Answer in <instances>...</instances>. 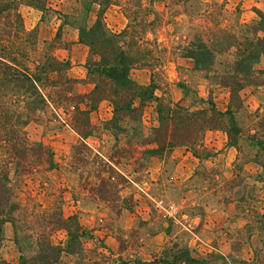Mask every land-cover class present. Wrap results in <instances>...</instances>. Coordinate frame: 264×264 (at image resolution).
I'll list each match as a JSON object with an SVG mask.
<instances>
[{"label":"rangeland","instance_id":"1","mask_svg":"<svg viewBox=\"0 0 264 264\" xmlns=\"http://www.w3.org/2000/svg\"><path fill=\"white\" fill-rule=\"evenodd\" d=\"M114 1L103 12L102 20L108 31L117 33L127 23L121 9L127 0ZM71 5L73 0H46L43 11L18 7L24 28L35 30L39 49L49 45L59 59L75 35L77 40L73 23L79 22L72 19ZM150 5V19L159 17L163 4ZM183 7L180 0L165 15L160 13L161 21L145 36L163 50L160 66L152 71L132 69L129 76L137 85L147 86L154 75V96L180 102L189 111L208 108L207 101L217 111H224L227 91L211 85L204 72L193 70L191 62L179 55V49L194 33L202 34L216 26L237 33L244 25L258 21L255 11L264 15V0H191ZM97 11V6L91 7L89 22L94 21ZM230 60L228 55L216 56L214 68L220 71ZM254 69L264 71V58ZM147 77V84L142 85ZM239 98L242 111L235 113L234 119L242 138L237 149L226 145L223 132L207 131L193 149L197 155L189 148L173 147L163 156L142 153L152 147L142 145V139L155 126L154 102L142 103V128L120 124L118 131L103 129L111 108L100 102L89 113L94 130L85 140L92 155L113 171L102 174L106 181L99 187L97 162L77 164L73 169L70 166L71 147L78 142L75 133L66 125L46 129L34 120L24 131L29 140L51 149L55 167L14 178L13 201L35 203L42 209L57 207L64 216L75 215L84 249L95 254L88 256L94 257L89 264L148 263L173 245L204 264H264V148L253 142L262 136L257 126L264 119V86L246 87ZM39 117V113L34 116ZM250 135H254L251 142L246 139ZM100 188L106 194L100 195ZM102 195L103 201L99 198ZM157 201L175 204L179 216H163L155 205ZM118 207L122 209L116 213ZM51 239L62 241L63 232L52 234ZM17 257L11 228L5 224L0 264H18ZM71 260L64 256L61 263Z\"/></svg>","mask_w":264,"mask_h":264},{"label":"trees","instance_id":"2","mask_svg":"<svg viewBox=\"0 0 264 264\" xmlns=\"http://www.w3.org/2000/svg\"><path fill=\"white\" fill-rule=\"evenodd\" d=\"M179 1L127 0L121 6L127 23L113 33L106 29L102 14L115 4L114 0H73L69 10L72 19L79 22L73 23L77 42L87 48L83 82L92 85L88 93L74 95L72 87L77 81L67 75L69 62L53 55L49 45L39 49L35 30L24 28L18 12L20 6L43 11L46 0H0V238L3 226L8 224L18 264H62L64 256L72 259L69 264H89L94 257L88 256H95L81 243L82 229L75 215L64 216L57 207L42 209L35 203L13 201L14 178L37 175L55 167L51 149L28 139L24 128L30 122L35 120L46 129L68 126L78 137L77 144L71 147L70 166L73 169L77 164L97 162L98 187L106 181L102 174L113 172L85 144L94 130L89 113L100 102L111 108L110 119L103 123L106 131H118L120 124L142 128V103L154 102L155 126L142 139V145L152 147L142 153L163 156L173 147H184L197 155L193 149L207 131L223 132L226 145L237 149L242 138L234 119L235 113L242 111L239 92L249 86H264V71L254 69L264 58V15L255 11L259 20L244 25L237 33L217 26L202 34L194 33L179 49V55L191 62L193 70L204 72L211 85L228 93L224 111H217L211 101H207L208 108L189 111L180 102L154 96V75L147 86L137 85L129 76L132 69L152 71L160 66L163 50L145 36L156 28L160 16ZM145 2L149 3L147 7ZM153 2L163 4V9L159 17L150 19ZM189 2L181 0L182 7ZM92 6H97L98 11L94 21L89 22L87 16ZM219 55L231 56V60L217 71L214 59ZM207 73H212L211 77ZM36 113L40 114L39 119L34 118ZM259 124L261 140L253 141L254 135L246 139L263 149L264 119ZM98 190L100 195L106 194L105 190ZM99 198L105 200L103 195ZM121 209L118 207L115 212ZM58 231L63 232V240L54 242L51 236ZM134 264L204 263L173 245L148 263Z\"/></svg>","mask_w":264,"mask_h":264},{"label":"crops","instance_id":"3","mask_svg":"<svg viewBox=\"0 0 264 264\" xmlns=\"http://www.w3.org/2000/svg\"><path fill=\"white\" fill-rule=\"evenodd\" d=\"M77 52H78V57H76ZM86 55H87V51L85 47L77 43L76 35H75L74 38L72 39V44L70 45V48L67 49L65 55L61 57V59L67 60L70 64V68L67 71L68 77L77 81L72 87V94L74 95L86 94L92 88V85L83 82V80L85 79V70L83 67V63ZM147 82H148V77L141 84L146 85ZM208 133L210 134L216 133V131L208 132Z\"/></svg>","mask_w":264,"mask_h":264},{"label":"built area","instance_id":"4","mask_svg":"<svg viewBox=\"0 0 264 264\" xmlns=\"http://www.w3.org/2000/svg\"><path fill=\"white\" fill-rule=\"evenodd\" d=\"M155 205L165 217L175 218L179 216L178 209L173 203L163 204L161 201H157Z\"/></svg>","mask_w":264,"mask_h":264}]
</instances>
